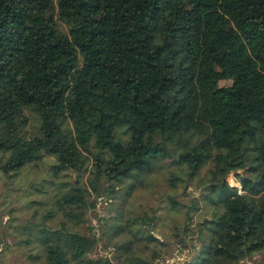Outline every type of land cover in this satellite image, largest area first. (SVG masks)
Returning a JSON list of instances; mask_svg holds the SVG:
<instances>
[{
    "label": "trees",
    "instance_id": "obj_1",
    "mask_svg": "<svg viewBox=\"0 0 264 264\" xmlns=\"http://www.w3.org/2000/svg\"><path fill=\"white\" fill-rule=\"evenodd\" d=\"M190 1L191 19L183 0H0V171L49 156L53 176L80 175L90 154L95 188L101 172L123 182L172 158L184 167L185 178L169 176L176 186L211 162L204 198L214 210L184 264H241L264 251V0ZM142 70L154 76L147 94ZM25 109L38 116L33 135ZM57 202L87 205L78 183ZM40 233V264H157V254L129 255L154 234H129L114 262L89 258L97 238L64 223Z\"/></svg>",
    "mask_w": 264,
    "mask_h": 264
},
{
    "label": "rangeland",
    "instance_id": "obj_2",
    "mask_svg": "<svg viewBox=\"0 0 264 264\" xmlns=\"http://www.w3.org/2000/svg\"><path fill=\"white\" fill-rule=\"evenodd\" d=\"M183 1L185 16L193 18V3ZM56 19L58 29L67 32V25L57 16ZM141 73L143 93L147 94L154 87V76L144 70ZM230 83V80L219 81L221 86ZM24 115L27 125L23 131L33 135L38 129V116L32 109H25ZM117 136L127 139L121 128L117 130ZM90 150L93 153L97 151L93 143ZM87 155V171L80 175L70 169L53 176L49 166L54 159L49 156L10 175L0 171V264H40L43 246L37 234H41L42 227L56 229L61 223L72 231L97 238L98 243L88 254L89 258L108 257L117 262L115 245L125 242L130 238L129 234L150 233L158 242L149 243L150 247L135 243L129 255L151 259L157 254V264H184L189 261L199 246V222L210 218L214 210L204 198L212 163L208 162L195 177L184 179L176 186L170 185L169 176L173 172L185 178L184 167L177 165L172 158H165L159 160L151 172L133 175L123 182L107 181L101 172L94 188V171L97 168L92 155ZM5 158L6 155H0V163ZM238 173H243V170H238ZM226 180L232 186L241 187L233 172ZM77 183L85 191L86 207L73 211L62 209L57 201L65 189ZM170 197L179 205L173 206ZM195 204L198 209L193 207ZM178 238L183 241L179 242ZM261 257L247 258L241 264H254Z\"/></svg>",
    "mask_w": 264,
    "mask_h": 264
},
{
    "label": "crops",
    "instance_id": "obj_3",
    "mask_svg": "<svg viewBox=\"0 0 264 264\" xmlns=\"http://www.w3.org/2000/svg\"><path fill=\"white\" fill-rule=\"evenodd\" d=\"M264 255V251L262 252V253H256V254H254L251 258H249V259H253V258H255V257H259V256H263ZM247 264H253V262H251V263H247ZM255 264V263H254Z\"/></svg>",
    "mask_w": 264,
    "mask_h": 264
}]
</instances>
